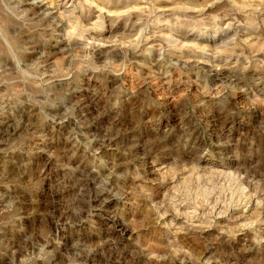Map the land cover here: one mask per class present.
I'll use <instances>...</instances> for the list:
<instances>
[{"label":"rangeland","instance_id":"rangeland-1","mask_svg":"<svg viewBox=\"0 0 264 264\" xmlns=\"http://www.w3.org/2000/svg\"><path fill=\"white\" fill-rule=\"evenodd\" d=\"M0 264H264V0H0Z\"/></svg>","mask_w":264,"mask_h":264}]
</instances>
